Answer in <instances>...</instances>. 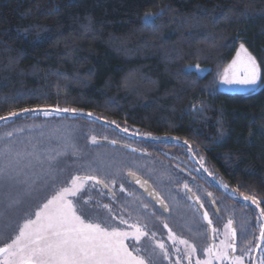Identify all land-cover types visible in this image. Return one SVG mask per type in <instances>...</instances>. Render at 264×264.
Wrapping results in <instances>:
<instances>
[{"label":"trees","instance_id":"obj_1","mask_svg":"<svg viewBox=\"0 0 264 264\" xmlns=\"http://www.w3.org/2000/svg\"><path fill=\"white\" fill-rule=\"evenodd\" d=\"M161 9L156 27L145 28L140 17ZM241 43L256 57L264 80V0H0V115L59 104L82 111L47 118L49 127L72 125L78 133L107 136L149 156L102 143L93 152L151 167L152 146L162 145L179 159L178 152L184 153L188 164L212 172L219 187L228 185L220 187L228 197L218 199V230L232 218L239 234L248 228L247 239L254 240L258 233L239 214L257 210L230 192L255 195L264 207V83L247 92L219 87ZM196 65L207 71L198 72ZM45 120L28 114L14 123L0 121V135ZM125 127L128 132L121 131ZM18 135L26 138L28 129ZM87 135L78 136L86 151ZM92 196L112 203L106 194ZM185 205L188 214L196 212L192 202Z\"/></svg>","mask_w":264,"mask_h":264},{"label":"snow or ice","instance_id":"obj_2","mask_svg":"<svg viewBox=\"0 0 264 264\" xmlns=\"http://www.w3.org/2000/svg\"><path fill=\"white\" fill-rule=\"evenodd\" d=\"M164 11L145 13L140 17L142 25L155 28ZM195 68L198 72L203 71L199 65ZM221 82L243 86L264 83L260 65L243 44L224 69ZM202 110L203 105L198 111ZM79 111L82 110L60 107L59 104L55 107L37 105L0 115V121L5 123L10 120L14 123L15 118L28 114L46 118L43 123L16 126L0 135V264H245V257H251L254 248L264 251V207L257 196L240 193L238 188L230 192L234 199L251 202L257 210L255 243L253 239H247L249 229L242 227L239 235L246 243L238 246L233 219L227 220L223 232L212 227L208 209L188 182L185 181L181 188L167 171L157 173L151 166L139 164L129 157L117 160L107 153L91 151L94 146L99 147L101 141L116 145L117 140L78 133L72 125L49 127L47 123V118ZM86 115L93 116L91 112ZM106 124L120 128L116 121H106ZM25 128L28 136L20 138L18 134L24 133ZM121 131L128 132L129 129L125 127ZM79 135H87L88 151L80 146ZM124 147L133 153L143 151L131 145ZM144 155L149 154L144 152ZM141 171L153 177L154 183L143 179ZM204 171L215 179L208 169L204 168ZM126 184L132 187L131 191ZM173 185L179 188L176 195ZM220 187L228 189L222 182ZM94 189L101 197L106 194L112 203L95 199L92 196ZM117 191L123 195L118 197ZM205 195L212 197L213 194L207 192ZM181 200L195 201L196 213L207 222L210 242L202 250L203 259L196 256L194 242L178 236L168 221L161 219L165 214L171 217L173 210L180 207ZM215 205L216 200L211 199L209 206L219 217L220 209ZM156 223L167 229L170 245L157 238V233L150 227ZM219 236L223 238L217 244L216 237ZM238 248L240 254H237ZM251 258L253 264H264V256L258 260Z\"/></svg>","mask_w":264,"mask_h":264},{"label":"flooded vegetation","instance_id":"obj_3","mask_svg":"<svg viewBox=\"0 0 264 264\" xmlns=\"http://www.w3.org/2000/svg\"><path fill=\"white\" fill-rule=\"evenodd\" d=\"M168 148H164L162 145H155L152 146V168L157 172V169L160 166L161 171H167L170 173L173 177L176 178L177 183L182 188L183 183L186 181L189 184V187L192 189V191L201 197V200L205 204V208L208 209L209 215L213 221L214 227L217 228V223H215V216L212 212V207L209 206V202L211 199L216 200L215 207H218V199H220L221 196L228 197L227 194L224 192H221V188L215 183L212 179H210L209 176H207L206 172L204 171V165L201 167V164L198 162H188V157L183 153L181 154L178 152L182 158L179 159L177 157L172 156L170 153H168ZM145 152V151H143ZM139 154V153H137ZM144 155V154H140ZM146 156V155H144ZM149 156V155H147ZM165 160H169L170 163H166ZM159 162V163H157ZM163 167V168H162ZM199 169V171H197ZM159 173V172H157ZM141 175V174H140ZM143 178H145L143 175H141ZM148 180L147 178H145ZM149 181V180H148ZM150 182V181H149ZM151 183V182H150ZM152 183H154V179L152 177ZM158 187V185H156ZM118 188V185H117ZM135 188L142 193L140 189H138L136 186ZM99 192L97 189H94L93 192ZM179 192V188H176L175 185H173V194L176 195ZM210 192L212 193V197H208L205 195V193ZM123 194L119 193L117 191V196L121 197ZM182 195V193H181ZM179 199V197H178ZM186 200H181L180 207L181 210L178 211V214H172L173 217H168L166 214L161 216V219L167 220L169 223V227L172 228V230L180 237H183L185 239H188L190 242H194L197 245V253L196 256L198 258L203 259V248L206 247L209 243V236H208V228L201 218H199L198 214L195 212L193 214H188L185 208H187ZM194 207L196 208V202L191 201ZM246 214H239L247 220L248 226L251 224V227H254V230L251 229L250 232H257L258 233V226L255 223V216L256 213L250 211L245 212ZM220 214V213H219ZM157 215H161L160 213H157ZM193 216L191 225L189 222H187V218L189 216ZM234 226L237 228L236 223L234 222ZM218 229V228H217ZM152 230L157 233L158 239H163L167 245H170L171 242L167 239V229L163 228V225L160 223H156L154 226H152ZM238 232V229H237ZM196 233H199V235H195ZM205 234L207 241H205ZM250 239V238H249ZM220 241V237H216V243L218 244ZM246 243V241L244 242ZM241 244V240L239 237L238 232V246ZM131 246V245H130ZM183 247L182 245L180 246ZM237 254H240L239 248ZM264 254V251L255 249L253 250L251 257H255L257 260ZM254 255V256H253ZM251 257H245V264H253V260ZM214 264H218V262H214Z\"/></svg>","mask_w":264,"mask_h":264},{"label":"rangeland","instance_id":"obj_4","mask_svg":"<svg viewBox=\"0 0 264 264\" xmlns=\"http://www.w3.org/2000/svg\"><path fill=\"white\" fill-rule=\"evenodd\" d=\"M241 44H243V43H241ZM240 44V45H241ZM244 45V44H243ZM245 46V45H244ZM245 48H247L246 46H245ZM247 50H248V52H250V50L247 48ZM240 51V46L238 47V50H237V52H236V54H235V56H234V58L236 57V55H237V53ZM251 53V52H250ZM252 54V53H251ZM253 55V54H252ZM254 56V55H253ZM233 58V59H234ZM256 58V57H255ZM232 59V60H233ZM257 60V59H256ZM232 62V61H231ZM230 62V63H231ZM229 63V64H230ZM257 63H258V61H257ZM228 64V65H229ZM259 64V63H258ZM228 65L225 67V68H227L228 67ZM201 68V67H200ZM224 68V69H225ZM201 69H203V71L202 72H200V73H205L206 71H207V69H205V68H201ZM224 69L222 70V72H221V75H220V77H219V87H220V89L221 90H224V91H228V92H247V91H255V90H259L261 87H262V85H263V83H258L257 85H255V86H243V85H239V84H231V85H229V84H225V83H222L221 82V77L223 76V74H224ZM220 237V239H222L223 237L222 236H219ZM262 256H264V254H262Z\"/></svg>","mask_w":264,"mask_h":264},{"label":"water","instance_id":"obj_5","mask_svg":"<svg viewBox=\"0 0 264 264\" xmlns=\"http://www.w3.org/2000/svg\"><path fill=\"white\" fill-rule=\"evenodd\" d=\"M78 113V112H77ZM109 140H112V139H109ZM101 143L102 144H107V145H109L108 143H107V141H101ZM124 145H129V144H126V143H123V142H120V141H118V143L116 144V145H110V146H114V147H118V148H122V149H124V150H128V151H131V149H129V148H126V147H124ZM132 146V145H131ZM132 148H136V147H134V146H132ZM137 149H139V148H137ZM132 152V151H131ZM136 153H139V154H144V152L142 151V152H136ZM143 179H145V178H143ZM146 180V179H145ZM150 183V182H149ZM136 187L139 189V186L138 185H136ZM142 192H143V190L142 189H140ZM203 211V209H201V212ZM211 218V217H210ZM205 223H206V225H207V222L205 221ZM212 227H214V224H212ZM208 236H210V232L208 231ZM209 242H210V240H209Z\"/></svg>","mask_w":264,"mask_h":264},{"label":"bare ground","instance_id":"obj_6","mask_svg":"<svg viewBox=\"0 0 264 264\" xmlns=\"http://www.w3.org/2000/svg\"><path fill=\"white\" fill-rule=\"evenodd\" d=\"M86 151V150H85Z\"/></svg>","mask_w":264,"mask_h":264}]
</instances>
